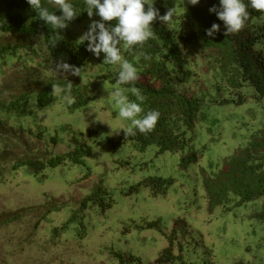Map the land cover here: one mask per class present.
I'll return each mask as SVG.
<instances>
[{
  "label": "rangeland",
  "instance_id": "rangeland-1",
  "mask_svg": "<svg viewBox=\"0 0 264 264\" xmlns=\"http://www.w3.org/2000/svg\"><path fill=\"white\" fill-rule=\"evenodd\" d=\"M154 4L163 14L174 7L173 17L189 6L188 0ZM93 12L68 24L76 41L100 20ZM122 58L142 71L139 53L124 51ZM103 59L93 55L77 76L81 86H95L80 108L59 96L41 114L28 106L33 112L19 127L32 135L42 130L46 156L37 159L45 166L0 177V264H264V225L253 203L209 210L204 192L257 128L254 113L226 108L198 125L181 150H141L122 139L131 121L119 116L112 93L120 88L136 97L116 83L120 65ZM64 153L70 157L47 163Z\"/></svg>",
  "mask_w": 264,
  "mask_h": 264
},
{
  "label": "trees",
  "instance_id": "trees-1",
  "mask_svg": "<svg viewBox=\"0 0 264 264\" xmlns=\"http://www.w3.org/2000/svg\"><path fill=\"white\" fill-rule=\"evenodd\" d=\"M69 2L77 10L74 20H80L87 12L85 0ZM41 3L49 11L61 14L48 0ZM213 5L219 7V0H199L167 23L155 21L152 27L156 38L142 48L134 46L126 51L143 52L148 58L140 55L143 69L139 80L135 85L124 86L139 88L145 97L141 117L151 109L158 110L160 117L150 133L137 131L136 135H123L122 139L136 141L141 150L154 145L157 154L176 152L190 143L194 129L210 114L226 108L239 113L253 112L257 128L243 147L222 161L211 180L204 183V192L209 210L253 203L254 218L264 225V19L261 11L249 5L250 17L244 29L225 36L223 22L208 11ZM105 23L115 26L116 21ZM213 23L220 25L214 38L205 33ZM57 31L61 37L53 47V29L39 19L27 0H0L1 178L23 166L35 174L45 166L37 159L46 156L38 142L42 130L32 135L19 127L33 112L28 106L42 110L58 96L64 98L66 93L54 94L52 86H64L71 80L75 103L70 108L75 110L86 103L88 92L95 87L81 86L77 76L58 77L52 72L61 57L82 68L93 56L86 50L87 41H76L67 29ZM125 47L121 44L122 49ZM11 123L15 126H9ZM67 157L69 153L57 155L47 163L53 166ZM190 158L195 161L196 155H188L187 160L191 161Z\"/></svg>",
  "mask_w": 264,
  "mask_h": 264
},
{
  "label": "clouds",
  "instance_id": "clouds-1",
  "mask_svg": "<svg viewBox=\"0 0 264 264\" xmlns=\"http://www.w3.org/2000/svg\"><path fill=\"white\" fill-rule=\"evenodd\" d=\"M32 9L36 10L39 19L45 24L50 25L53 29L52 46L55 47L60 39V33L57 30H63L68 24L76 19L77 10L69 0H48V3L60 9V15L49 11L41 0H27ZM188 3L195 6L199 0H188ZM86 11L89 18L95 14L100 20H92L80 37L81 43L87 41V51L99 57L104 54V64H119L120 71L116 83L135 85L139 80L138 69L128 60L123 59L124 51H131L134 46L141 48L150 39H155L157 33L152 25L159 20L161 23L169 22L174 16V7L168 8L163 15L155 7L154 0H85ZM147 5V8H145ZM249 5L257 11H264V0H219V7L213 5L208 9L210 13H215L217 18L223 22L226 31L223 35L234 34L242 31L250 17ZM116 21L115 26L107 25L105 22ZM220 32V25L213 23L210 28L205 30L208 37H215ZM121 44L126 47L122 50ZM140 55L148 58L147 54L141 52ZM52 72L60 77H67L65 74L72 76H81V68L69 64L63 57L55 62ZM72 81L67 80L64 86L53 85L54 94L66 93L65 99L68 104L75 103V97L71 96ZM136 100H130L128 95L120 88H116L112 95L115 103L119 106V116L131 121V126L122 128L125 136L136 135L137 131L141 134H148L154 130L160 112L155 109L147 111L141 118H137L144 110L141 107L145 97L140 89L133 86L130 89ZM136 101H140L137 103ZM43 110L38 109V114Z\"/></svg>",
  "mask_w": 264,
  "mask_h": 264
}]
</instances>
